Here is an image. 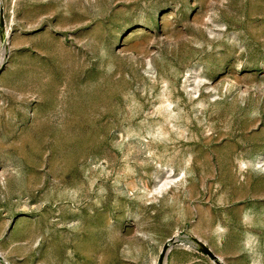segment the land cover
<instances>
[{
    "label": "rangeland",
    "instance_id": "obj_1",
    "mask_svg": "<svg viewBox=\"0 0 264 264\" xmlns=\"http://www.w3.org/2000/svg\"><path fill=\"white\" fill-rule=\"evenodd\" d=\"M0 264H264V0H0Z\"/></svg>",
    "mask_w": 264,
    "mask_h": 264
},
{
    "label": "water",
    "instance_id": "obj_2",
    "mask_svg": "<svg viewBox=\"0 0 264 264\" xmlns=\"http://www.w3.org/2000/svg\"><path fill=\"white\" fill-rule=\"evenodd\" d=\"M203 249H204V251H205L208 255H210L211 257H214V256L210 253V251H209L208 249H206V248H204V247H203Z\"/></svg>",
    "mask_w": 264,
    "mask_h": 264
}]
</instances>
